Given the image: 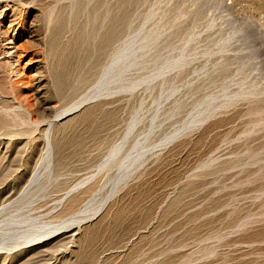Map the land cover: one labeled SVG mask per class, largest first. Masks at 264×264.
Instances as JSON below:
<instances>
[{"label":"rangeland","instance_id":"obj_1","mask_svg":"<svg viewBox=\"0 0 264 264\" xmlns=\"http://www.w3.org/2000/svg\"><path fill=\"white\" fill-rule=\"evenodd\" d=\"M8 3L45 87L0 59V211L40 169L28 212L85 224L9 264H264V0Z\"/></svg>","mask_w":264,"mask_h":264},{"label":"bare ground","instance_id":"obj_2","mask_svg":"<svg viewBox=\"0 0 264 264\" xmlns=\"http://www.w3.org/2000/svg\"><path fill=\"white\" fill-rule=\"evenodd\" d=\"M9 1L11 0H0V59H5V58L7 59L8 63L14 68V74L16 77L25 78V76L27 75L28 82L33 86L34 89H37L36 93L39 96L43 93L41 89H44L45 87L44 85L45 82L43 77L41 76V72L38 71V69L40 68V60H38L35 57V58H31L30 60L22 64V58L28 55V53L24 48L22 49L21 47L16 45L18 38L15 35L11 36V32L15 31L16 34L17 30L15 28L16 24H14V21L12 19L13 16L12 15L9 16L7 11V9L10 8L8 5ZM5 22L6 23L8 22V27L6 31H4V26H3V23ZM25 27L28 32L27 37L31 38L32 30L34 28V22L33 21L25 22ZM32 60H35L36 62L30 63V61ZM38 108L46 115H51L56 110V106L52 105L50 101H46V100L40 103L38 105ZM36 123L38 124V122ZM57 125H58V121L47 123L48 128L44 129V132H46L47 135L44 138V142L42 141L43 142L42 146L44 147V150L46 149L45 155L47 156L46 160L48 162V167L50 170L52 169L51 165L53 164L54 154H56L54 138L52 137V131L53 128L57 127ZM2 149H3L2 143L0 142V152L2 151ZM131 157L133 158L134 155L131 154ZM45 172L46 171H42L40 169L35 170L32 180V183L34 181L35 184L32 185V183L31 184L29 183L28 185H26L27 187L25 189L27 190L25 191V199L22 202L20 201L17 202L18 204L21 203L22 206L18 205L20 207L17 209L12 208V209H16L13 212L8 211L7 209L5 210L4 208L0 211V264H9L13 262L15 259H19V258L24 259L30 256L31 254H36L44 247L53 245L56 242L63 239L62 237L68 236L67 234L79 231L80 228H82V226L85 225L82 223L83 221H80V223H77L75 226L74 224H70L71 226H68L67 232H63L61 234L54 232L51 235H47L46 228L48 227V224L46 223L45 219L41 220V218L43 217L40 218L39 216H37V214H32L28 212L30 211V209L32 210L36 205L37 202L36 199L39 193V190H37L38 186L36 187V183L41 182L43 176L45 175ZM64 199H68V198H64ZM104 204L105 202L102 203V205L99 207L96 213L91 217L92 221L97 220L101 216L103 211L102 207ZM25 208L26 210H24ZM74 235L72 233L68 237L72 239L74 238ZM27 244H29V246ZM24 245H27V247L26 246L24 247Z\"/></svg>","mask_w":264,"mask_h":264}]
</instances>
